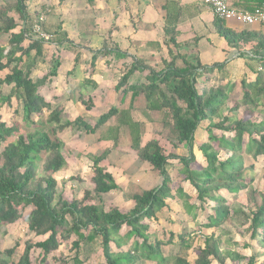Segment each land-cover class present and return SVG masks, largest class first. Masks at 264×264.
<instances>
[{
	"label": "trees",
	"instance_id": "16d2710c",
	"mask_svg": "<svg viewBox=\"0 0 264 264\" xmlns=\"http://www.w3.org/2000/svg\"><path fill=\"white\" fill-rule=\"evenodd\" d=\"M59 1L60 4L66 2ZM26 4L27 0H11L0 8V88H11L8 96L0 92V233L5 234L6 228L23 220L25 211L31 209L28 232L44 240L25 241L16 264H34L35 253L41 263L46 264L49 256L72 235L77 241L71 245L75 256L70 264H83L80 262L82 253L91 254V244L95 242L100 243L104 264H259L261 257L264 264V191L254 186L256 177L250 180L244 177L245 173L255 171L260 159L264 161V71L253 82L242 80L238 86L241 98L236 99V84L224 86L212 80V75L220 72L224 64L206 67L198 55L182 52L186 48L178 42L182 13L163 7L166 58H161L154 67L136 61L120 78L116 90L125 87L135 73L144 74L146 83L132 86L128 92L133 98L145 96L147 116L155 113L161 116L174 150L184 147L188 151L186 157L168 155L158 139L142 145L145 125L133 122L129 112L113 108L102 115L95 126H90L82 118L66 121L64 111L53 108L41 96L40 88L57 76L61 50L55 49V54H51L49 64L52 66L43 78L34 81L33 71L46 63L47 48L54 44L62 47L72 41L61 26L48 30L38 14L34 21ZM43 11L44 16L50 14L47 6ZM36 23L52 37L49 43L32 33ZM214 27L230 49L239 53L242 47L255 43L252 55L262 57L264 34L236 33L217 17ZM158 47L162 49L159 44L146 45V49L157 50ZM102 57L119 61L127 54L117 45L111 47L104 41L102 49L93 54L91 65ZM13 99L18 106L16 114L35 130L24 132L18 125L8 126L3 122L2 110L5 105H11ZM81 102L87 110L92 109L91 101L81 99ZM113 117L122 120L119 128H128L139 162L149 165L162 179L155 189L135 194L133 208L127 212L100 202L103 196L120 190L116 179L102 167L104 154L89 157L93 187L82 199H65L56 178L67 165L65 145L59 136L68 129L93 135ZM206 123L207 142L199 147L205 160L202 167L196 165L194 147L196 134ZM215 131L222 136L216 137ZM172 160L179 161L174 178L169 174ZM249 160L253 162L250 165ZM260 174L264 181V169ZM187 184L190 194L184 190ZM171 200L188 203L186 214L193 222L202 210L205 216L200 229L208 234L176 237L165 231L159 215L165 209L170 210L168 202ZM123 230L127 231L123 233ZM161 230L166 232L163 238L159 236ZM246 235L260 247L259 255L247 257L234 250L240 246L235 237ZM170 246L176 251L166 256L165 249ZM20 248L21 243L17 242L12 248L0 249V264L12 263ZM190 253L195 256L193 262ZM52 260L54 264H69L63 254Z\"/></svg>",
	"mask_w": 264,
	"mask_h": 264
},
{
	"label": "crops",
	"instance_id": "0c3cea01",
	"mask_svg": "<svg viewBox=\"0 0 264 264\" xmlns=\"http://www.w3.org/2000/svg\"><path fill=\"white\" fill-rule=\"evenodd\" d=\"M48 3L51 2H46L45 5L47 6ZM228 3L231 8L239 12H251L257 8L264 9V0H228ZM165 6L175 12L180 10L182 13L178 25V42L186 46L182 52L198 55L202 65L206 67L224 64L220 72L216 71L212 75L213 81L222 78V83L231 80L233 82L229 83L240 85L244 79L248 82L255 81L257 75L264 71V53L261 58L252 55L255 43L242 47L239 53L230 49L225 40L217 35L214 27L215 16L201 0H66L63 4H60L58 0L57 8H54L57 9L58 17L53 16L52 6L48 5L51 11L47 14L48 16H45V25L50 31L61 26L72 44L65 42L62 47L57 44L52 45L57 50H61V56L57 59L60 67L57 76L52 77L45 86L40 88L41 96L53 108H61L66 121L73 122L77 118H82L90 126H95L100 117L113 108L121 112H129L133 122L145 125V134L142 136L143 146L153 139H158L168 155L188 156V151L184 147L173 149L168 142L169 136H147L148 124H162V118L158 113L147 116L145 96L139 95L133 98L128 92L132 86L146 83L144 74L135 73L125 87L120 91L116 90L120 78L136 61L140 60L154 67L159 64L161 58H166L164 50L160 47H158L160 51L154 48L145 49L150 43L163 47L166 17L163 7ZM82 13L89 14L81 15ZM55 19L59 22L56 25L52 24ZM73 23L76 25V30L71 31L69 26ZM225 25L236 33L252 31L264 34V25L243 26L232 21L225 22ZM109 38L122 53L127 54V57L119 61L112 57L99 58L92 66L93 54L101 50L104 41H108ZM98 46H100L99 49H93ZM50 60L48 58L46 63L33 71L34 81L49 73ZM151 60L154 65L150 63ZM4 87L1 88L4 89ZM81 99L91 101L92 109L87 110ZM121 123V119L113 117L100 129L99 136L72 129L63 132L59 138L65 145L64 156L67 165L56 177L67 187V182L75 173L89 172L92 176L90 156L106 155L102 167L116 179L120 190L103 196L102 200H111L112 207H117L123 212L124 207L126 209L128 207V211L132 209L130 207H133L132 197L135 194L155 189L161 183L157 184L159 177L149 165L139 162L137 154L132 149L131 136L106 135L109 131L119 128ZM170 163H175L171 170L175 171L176 175L179 161L172 160ZM59 174L66 179L65 182L61 180ZM63 188L64 186L61 185L59 190L64 191ZM185 192L188 193L186 190ZM114 203H120L121 206H116ZM168 204L172 207V204L178 203L171 200ZM201 212L197 217L199 220ZM185 217L190 219L186 212ZM177 219V216H173L172 220ZM202 220L203 216L200 224Z\"/></svg>",
	"mask_w": 264,
	"mask_h": 264
},
{
	"label": "rangeland",
	"instance_id": "374dc122",
	"mask_svg": "<svg viewBox=\"0 0 264 264\" xmlns=\"http://www.w3.org/2000/svg\"><path fill=\"white\" fill-rule=\"evenodd\" d=\"M10 1L11 0H0V8L2 6H4L5 4L9 3ZM46 2H47V0H27L26 5L28 7V12L32 15V19L34 21L37 20L36 19L37 14H38L39 18L41 19V16H42L41 13H44L43 7L46 6L45 5ZM57 4H58V0H52L51 3H48V5L52 6L51 9H52L53 14H54L53 16H55L56 18L58 17V14H57V9H54V8H57ZM51 9H50V11H51ZM87 14H89V13H87ZM87 14L82 13L81 15H87ZM52 22H53L52 24H55V25L57 23H59V22H57V19L53 20ZM81 27H82V25H81ZM69 29L71 31L76 30L75 23L70 25ZM82 31H83V28H82ZM108 43L110 46L113 45V47L115 45V43H113L110 38L108 39ZM27 45L28 44L26 43V46ZM99 48H100V46L95 47L93 49H99ZM55 49L57 50V48L55 46H52V48H47V50H48L47 51V60H48V58L51 59V54H53ZM162 49H164L163 52L166 55L165 48L162 47ZM54 54H55V52H54ZM150 63L154 65L153 60H151ZM50 65L52 66V64H50ZM159 70H160V68H158V71ZM221 81H222V78L220 80L218 79V81L214 80L213 82L214 83H217V82L222 83ZM230 81L231 80H227V81H225V83L223 82L222 84H224V86H226ZM231 82H233V81H231ZM237 86H239V84ZM0 92H2L4 95L8 96L9 92H10V88H7V87H4V89L0 88ZM235 93H237L236 95H234V97L236 99L241 98L239 87H236ZM17 108H18V106H17V102L15 99L12 100L11 105H5L3 110H2V115H1L3 122H5L8 126L18 125L20 128H22V130L24 132L35 130L34 127L30 126L28 123L22 122L21 115L16 114ZM243 111L244 110L240 111V115H239L240 117L242 116ZM226 113H227V111H226ZM45 116H47V115H45ZM45 119H46V117H45ZM206 126H207V123L205 125L203 124V127L205 129H206ZM101 128L102 127H100L98 129V131L95 133V135L99 136L101 134L100 133ZM205 129H203V128L200 129V131L196 134L195 147H194V155L196 157V165H200L202 167L205 166V160H204V157H203L201 151L199 150V147H200V145L205 144L207 142L208 136H207V132ZM147 130H148L147 136H159V135L162 136V133L164 136H168V131H166L164 129V126H162V124H148ZM107 134L109 136H130L128 128H126V127H120L119 129L115 128L114 130H111L108 133H106V135ZM64 135L68 136L66 134H64ZM70 136H74V135H70ZM215 136L221 137L222 133L215 131ZM214 147H216V145H214ZM166 148H168V147H166ZM69 152L71 153L70 150H69ZM248 162H249V165L251 163H253L252 160H249ZM170 164H171V166L169 167V174L171 176H175V171L171 170V167L174 166L175 163H170ZM262 169H264V161L262 159H260L255 164V171L245 173L244 177H246L247 180H250V178L256 177V181H255L254 186H256V188H258L259 190L264 191V181L262 180V176L260 174ZM40 172H42V171L40 170ZM59 176L61 177V180H64L63 182H65L66 179H64L63 176H61L60 174H59ZM90 177H91V173H89V172L88 173L86 172L85 174L75 173V175L72 178H76V179H74L73 181L71 179H69V181L67 182L68 183L67 187H65V184L60 182V184L62 186H64L63 189L65 192L64 191L63 192L65 195L64 196L65 199H67V200L82 199V197L86 191L92 190L93 186H92ZM179 182H180V180L177 181V184H179ZM160 183H162V179L158 178L157 184L159 185ZM60 189H61V187H60ZM189 189H190V187H188V184L186 186H184V190H186L187 192L189 191ZM138 192H141V191H138ZM189 194H190V192H189ZM100 202H102V203L105 202L107 204V207H110L113 205V203H110L111 200L104 199V200H101ZM95 203L98 204L99 201L96 199ZM114 204L116 206H121L120 203H114ZM187 204L188 203H186V202H182V204H172V207H170V210L165 209L159 215L160 218L162 219L161 222H162L164 230L165 231L167 230L168 232L175 234L176 237H179L181 235L187 236V235L193 234V233L197 234L198 236L207 235L208 232H206V230H203L202 228L200 229L201 218H202V216H205L204 212L200 211L201 212L200 220L197 219V221L193 223L191 221V216H190V219H187L185 217V212L188 210ZM130 208H133V207H130ZM127 209H129V208L127 207ZM127 209L124 207L123 212H127L128 211ZM206 210L208 213H211V211L208 207H206ZM30 212H31V209L26 210L24 213L23 220H21L19 223L15 224L13 226L6 228L5 234L2 232L0 233V242H1L0 243V249H2V250L12 248L17 242L21 243V248L19 249V252H17L16 256L12 259V263L10 262V264H16L17 263L19 254L23 249L22 245L25 241L33 239L35 242H41L44 240V238H35V236L33 234L28 232L27 222L30 219V215H29ZM173 216H177L178 219L176 221H173L172 220ZM164 230H161V232L159 231L160 238H163V236H165L166 232ZM126 231L127 230H123V233H125ZM211 232L219 235V233H217L215 230H212ZM198 240H196V244L199 242ZM225 240H226V238L222 239L224 247H225ZM235 240L237 242H239L240 246L238 248H234V250L240 252L243 256L248 257L250 255H255V254L259 255L261 253L260 247L257 245L256 242H251V240L249 239V236H247V235L242 236V237L237 236V237H235ZM76 241H77V237L75 235H72L71 239L69 241L65 242L57 252H55L49 256V260L46 264H54L52 258L53 257L57 258L61 254L65 255L67 257V259L69 260V264H70L71 260H73L74 256H75V253L70 250L71 245H73V243ZM175 242L177 244L178 240L176 239ZM99 244H100L99 242H95V243L91 244V246L93 248L92 249L90 247L91 251H92L91 254H87V251H84V252L82 251L83 253H82V256L80 258V262L83 264H104V260L102 257V251H101ZM245 245H247L249 248L245 247ZM175 251H176L175 247H171V246L167 247L165 249V255L170 256V255L174 254ZM37 254L35 253L33 255L34 259H35L34 264H43L37 258V256H38ZM262 258L263 257L259 258L260 259L258 261L259 264H262V260H263ZM190 260H191V262H193L195 260V256L192 253H190ZM214 264H216V263H214Z\"/></svg>",
	"mask_w": 264,
	"mask_h": 264
},
{
	"label": "built area",
	"instance_id": "2783aa9c",
	"mask_svg": "<svg viewBox=\"0 0 264 264\" xmlns=\"http://www.w3.org/2000/svg\"><path fill=\"white\" fill-rule=\"evenodd\" d=\"M202 3L211 10L213 15L225 22H235L243 26L264 25V9L257 8L253 12H239L229 6L228 0H201ZM40 22H45L42 15ZM32 33L46 43L51 41V36L46 34L41 26L36 23Z\"/></svg>",
	"mask_w": 264,
	"mask_h": 264
}]
</instances>
